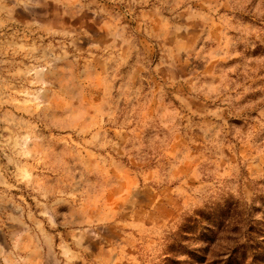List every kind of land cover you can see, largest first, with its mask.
Returning <instances> with one entry per match:
<instances>
[{"label": "clouds", "instance_id": "9594fccd", "mask_svg": "<svg viewBox=\"0 0 264 264\" xmlns=\"http://www.w3.org/2000/svg\"><path fill=\"white\" fill-rule=\"evenodd\" d=\"M197 210L264 253V0H0V264H194Z\"/></svg>", "mask_w": 264, "mask_h": 264}, {"label": "rangeland", "instance_id": "374dc122", "mask_svg": "<svg viewBox=\"0 0 264 264\" xmlns=\"http://www.w3.org/2000/svg\"><path fill=\"white\" fill-rule=\"evenodd\" d=\"M199 219L195 217H186L184 222L180 225L176 238L169 244L168 250L170 252L182 253L191 257L194 264H205L207 255H197L195 251L187 246V243L195 247L199 244H205L207 247L201 249L205 254L211 251V245L215 244L227 226V220L230 218V212L228 210H221L218 213H208L203 210H197L196 213ZM234 225H230L228 230L224 231V235L221 237L222 244L227 245L231 242V229ZM243 247V246H241ZM222 250V249H221ZM239 248L233 250V255L229 257L223 264H242V260L237 258ZM246 259V255L244 256ZM255 261H260V264H264V253L257 255L254 258ZM168 264H181L179 261L169 260ZM187 264V262H183ZM213 264H222L221 261H213Z\"/></svg>", "mask_w": 264, "mask_h": 264}]
</instances>
